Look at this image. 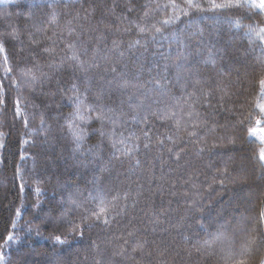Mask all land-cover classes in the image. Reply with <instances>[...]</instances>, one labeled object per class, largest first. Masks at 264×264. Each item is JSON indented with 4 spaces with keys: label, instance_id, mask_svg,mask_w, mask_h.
Wrapping results in <instances>:
<instances>
[{
    "label": "trees",
    "instance_id": "obj_1",
    "mask_svg": "<svg viewBox=\"0 0 264 264\" xmlns=\"http://www.w3.org/2000/svg\"><path fill=\"white\" fill-rule=\"evenodd\" d=\"M175 2L181 8H186L185 0ZM196 2L207 7L206 0ZM169 3L170 0H74V3L56 6L57 25L49 26L47 17L52 10L42 6L43 0H1L0 34L15 27L21 33L23 41H16L8 46L13 67L22 66V62L34 56L38 63L44 65L43 70L49 73V78L38 84L35 92L29 95V85L19 79L18 71L14 70L10 76L5 77L3 54H0V233L7 235L10 231L14 234V242L0 249L6 256L5 264H95L97 260H101L102 264H240L241 261L243 264H260L264 260V240L251 243L252 238L258 235L255 230L258 212L264 207L260 195L264 192V179L258 174L256 161L249 159L255 153L258 160L259 148L264 145L259 142H244L247 128L256 126L259 109H253L260 103L259 79L264 76V72L259 70V52L245 55L250 46L243 29L216 21L212 12H196L195 9L194 14L182 17L174 28L168 29L169 33L176 31L186 34L190 31V23L199 24L203 29V41L214 36L215 48L221 50L227 44L229 55L223 62L217 58L214 64H205L209 55L207 48L197 54V48H203L200 35L192 36L187 42V52L192 53L190 63L200 73L202 80L210 79L213 82L211 87L223 89V92H215L211 101L213 108L206 109L197 105L196 110L202 117L206 112L211 114L210 128L221 126L220 131H205L201 135L209 145H227L228 139H235L234 149L228 146L217 148L215 154H199L192 144H180L170 158L168 148L172 147L171 143H166L162 148L156 146L157 140L166 134V128L153 118L148 124L152 147L145 152L143 144L148 141L141 135L144 126L138 125L133 116L138 120L148 115V111L140 110L136 103L130 108L126 102L127 93L117 87L116 82L121 72L127 73L132 84L152 80L159 73L167 75L170 89L176 96H181L184 82L177 83L175 80V40L169 36L150 42L146 51L141 48L129 52L127 44L136 40L137 34L117 31L128 26L126 20L120 19L126 14L125 9L128 7L135 8L129 19L143 17L145 12H149L148 24L160 27L157 21L167 18L173 10L161 9L158 15L151 10L157 4ZM144 5L149 7H143ZM93 11L94 16H87ZM222 15L232 16L235 21L240 12H224ZM42 20L45 21L44 27L48 28L46 34L49 36L59 34L61 30L68 36L66 24L69 20H73L76 28L75 34L59 45L54 57L42 53L40 49L28 47V31L39 27L38 23L34 27V22ZM253 22L264 25V16L255 18ZM243 23L247 24L249 21L244 19ZM97 27L99 31L95 30ZM105 29L111 30L104 41L107 48L111 49L113 40H123L125 55L121 59L118 55L112 57L109 53L108 61L99 60V67L90 73L93 78L84 85L76 80L81 74L72 72L68 67L71 61L66 59L65 52L61 49L69 43L77 42V37H80L78 46L82 43L89 48L88 55L81 56L80 59L89 61L92 48L96 46V38ZM52 38L56 39V36ZM53 59L57 65L64 61L65 67L49 69L47 64ZM112 59H116L118 63L113 65ZM165 65L167 73L164 72ZM113 66L117 68L116 73L111 71ZM14 79L18 81L17 85L12 84ZM73 82L80 84V91L83 93L81 99L85 104L95 103L99 97L100 103H108L110 107L117 109L120 119L117 120L119 127L116 131L119 133L127 126L136 132L141 146L138 157L124 155L122 145H118L121 151L114 154L110 147L112 139L106 136L102 142L98 131L101 123L95 119L86 126L88 135L80 149H74L71 137L61 132V128L66 127L65 118L74 109V105L65 99L74 95L69 90ZM145 87L150 95H158L153 93L152 85ZM192 91L189 87L188 92ZM224 93L227 95L223 106H220V97ZM17 100L19 116L15 115L17 106L14 101ZM155 107L151 105L150 110H155ZM249 112H252L251 122H245L243 130L239 131L238 121L248 116ZM96 115L97 112L93 111L92 116ZM104 131L111 133L112 126L106 125ZM127 134L125 132V136ZM224 134H227V139H216ZM98 144L102 150L88 151ZM181 149H185V152L177 163L176 154ZM136 159L141 161L139 165H136ZM240 165H243V170L234 172L233 167L239 168ZM225 168L237 181L247 178L251 188L250 199L249 188L242 184L225 179V186L219 185L222 177L217 172ZM213 180L216 181L215 184ZM21 185H24L23 191ZM38 188L39 193L36 191ZM101 190L105 193L106 200L119 195L120 205L125 203L124 197L127 195V213L115 216L107 226L94 224L90 228L85 227L83 236L76 233L62 236L68 242L57 243L53 238L61 235L63 230L56 232L52 227L45 228L42 218L53 214L57 217L67 216L72 208V200L83 201L86 206ZM173 192L176 195H172ZM185 193L195 199L197 206L203 211L195 219L181 222V217L191 215L190 200H186ZM133 201H136L135 206ZM17 209L20 210V215H17ZM77 214L72 212V215ZM157 219L160 222L154 225L153 221ZM198 221L205 225L207 231L200 228ZM177 224H180L179 228L176 227ZM37 225L40 226L41 235L37 236L35 231H27L29 227L35 229ZM220 225L225 226L221 229L224 236L217 240L216 229ZM128 231L136 234L132 240L133 247L135 242L145 238L149 243L143 252L132 253L129 247L124 258L113 257V251H119L123 245V240L116 242L114 237L127 238ZM233 234L236 236L235 253L225 262L221 257L228 255L227 241ZM259 234L264 235V224L260 225ZM109 241L112 243L109 244ZM204 241H208V244L205 245ZM0 244H3L2 236ZM149 252L151 255H148Z\"/></svg>",
    "mask_w": 264,
    "mask_h": 264
},
{
    "label": "snow or ice",
    "instance_id": "obj_2",
    "mask_svg": "<svg viewBox=\"0 0 264 264\" xmlns=\"http://www.w3.org/2000/svg\"><path fill=\"white\" fill-rule=\"evenodd\" d=\"M74 3V0H43L42 6L46 9H51V13L47 17V24L49 26L57 25V11L56 6L59 4H69ZM186 8H181L175 0H170L169 4L159 5L157 4L155 8L151 11L154 14L159 13V10L163 9L167 11L171 8L173 11L167 18L157 21L160 24V27H156L155 24L149 25L148 18L150 13L145 12L143 17H136V19H129L132 16V13L135 11L134 7H128L125 9V15L120 19L122 21H127L128 26L123 29H117V31H122L126 34H131L135 32L137 34V39L134 41H130L127 44V50L129 52L133 50L144 49L147 50V46L150 42H157L158 39H165L169 36L175 40L177 44V53L176 60L174 62V67L176 69L175 80L177 83L183 81V88L181 96H176L175 92L172 91L168 84V77L166 74H157L152 80L145 81L144 83H136L132 84L128 80V75L126 72L119 73V80H117V87L121 89L123 92L127 93V103L131 108L133 103L137 104V108L142 111H148V115L141 117L140 119H136V116H133V119L136 120L138 125L142 124L144 126V130H142L141 135L148 143L143 144V149L145 152L152 147V138L149 135L150 129L148 128L149 120L156 119L159 121L165 128L166 134L162 135V137L157 140L156 146L163 147L166 143H171L172 147L168 148V152L170 154L175 151L180 144H192L196 147V150L199 154H203L208 152L210 154H215L217 148H227L228 146H232L233 149L235 147L236 141L235 139H228L227 145L212 143L208 144L206 138H203L201 133L208 131L215 133L220 131L221 126L216 125L214 127H209V119L210 113H205L202 117L200 112L197 111V105L202 108H213L212 99L214 97L215 92L220 91L223 92V89L211 87L213 83L210 79L202 80L200 73L197 72L192 64L190 63V59L192 57V53L187 52L188 49V41L192 36L200 35L201 42L203 43V48H197V54H201L204 48H207L209 55L205 64L208 62L215 63L217 58L221 59V62L224 61V58L229 55L227 44L224 48L217 49L215 48L216 37H209L207 41H203V29L200 28L199 24L188 25L190 31L186 34L183 32L172 31L169 33L168 29L174 28L178 21H181L182 17H189L193 13V9L196 12H212L215 14L214 18L216 21H223L225 23H229L234 26L236 29H243V34L247 37L249 43V50L245 53L248 55L250 52H259L260 56L257 58L259 62V70L264 72V25L255 24L253 21L255 18H259L264 16V0H206L207 7H203L196 0H185ZM143 7H149L148 5H144ZM243 10V11H240ZM224 12H240V16L233 21L232 16L222 15ZM70 14V13H67ZM95 12L88 13L87 16H94ZM106 15V14H105ZM87 18V17H86ZM75 18H73L74 20ZM247 19L249 23H243V20ZM73 20H69L66 24L68 36H65L64 31L61 30L59 34L53 33L52 36H56V39H53L52 36L47 35L48 28L44 27L45 21L34 22L35 24H39V27H35V30H29L27 33L28 37V47L40 49L42 53H46L49 55L55 56L56 50L60 44H63L66 39L75 34L76 28L73 26ZM151 29V31H150ZM92 31L93 29H89ZM99 31V27L95 29ZM110 29H105L101 32V35L96 38V46L92 48V57L91 60L85 61L81 60V56H87L89 52V48L83 46L82 43L79 44L80 37H77V42L69 43L62 48L61 51L65 52V56L67 60H70L71 63L68 67L71 68L72 72L80 73L81 76H77L76 80H79L80 83L87 85L90 80L93 78L90 73L96 70L99 67L97 63L99 60L103 59L105 61L109 60V53L112 57L123 58L125 55V51L123 50V40H113L111 49L107 48V45L104 43L106 40L107 34L110 32ZM83 33L81 32V36ZM39 37V38H38ZM143 40V42H142ZM16 41L21 40V33L17 28L13 27L10 31H5L0 34V54H3V72L5 77H8L12 74V72H19V79L24 80V82L29 85L28 93L31 95L35 92V88L38 84H42L45 79L49 78V73L45 72L44 65L38 63L35 57H30L28 61L22 62V66L13 67L12 62L10 60V52L8 46L13 44ZM47 45V46H43ZM103 45V46H101ZM163 55V54H161ZM167 59V57H165ZM111 63L113 65L117 64L118 61L116 59H112ZM47 67L52 69L53 67H65V62L61 61L59 65L56 64L55 59L51 60ZM167 65H165L164 72L167 73ZM255 70V66H254ZM113 73L117 72V68L113 66L111 68ZM195 81V82H193ZM17 80H12L13 85H17ZM145 85H152L153 93H158V95H150L149 91L145 87ZM204 85H208V87H204ZM260 92L258 93L261 99H264V76L259 79ZM191 87L193 89L192 92H188V88ZM74 95H69L65 99L74 105L73 112L69 114V117L65 118L66 127L61 128V132L69 135L72 140V144L75 150H79L82 143L84 142L88 133L86 132V126L93 119L99 120L101 123V128L98 130L99 134L102 138L108 136L112 139V143L110 145L113 153L121 151V148L118 145H122L124 149V155L126 156H139L141 151V146L139 144V137L136 136V132L129 127H124L119 133H117L116 129L119 127L117 124V120L120 117L117 115V109L110 107L108 103H100V98L98 97L95 103L85 104L84 100L81 99L83 93L80 91V84L73 82L71 84V88L69 89ZM85 92H87V87H85ZM224 95L220 97V106H223ZM148 101L149 103H145ZM17 106V111L15 112L16 116H19V101H14ZM151 105H155V110H150ZM259 109V119L255 120V125L247 128V134L244 136V142L246 144H252L259 142V144L264 145V103H258L255 105L253 111L255 109ZM96 111L97 115L95 117L92 116V112ZM138 115V113H137ZM252 112H249L248 116L244 119L238 121V130H243V125L245 122H251ZM79 123H76V121ZM44 123L43 116L41 117V124ZM127 125V122H124ZM25 124H27V120H25ZM215 124V122H213ZM106 125L112 126V132L107 133L104 131V127ZM189 128L191 129L189 131ZM97 131V130H94ZM125 132H127V136H125ZM118 137V138H117ZM217 140L223 141L227 139V134L216 137ZM94 150H102L101 145H94L92 148H89V152H93ZM185 149H181L180 152L176 154V161L179 162V159L184 154ZM249 159L256 161L258 174L264 179V146L259 148L258 160L256 158V154L253 153ZM141 161L136 159V165H139ZM243 170V165H240L239 168L233 167V171L239 173ZM19 168L17 169V174H19ZM217 175L222 177L219 180V185L221 187L225 186V179L231 180L233 183L242 184L245 188H249V199L251 197V188L247 182V178L240 179L237 181L234 177L231 176L228 169L225 168L222 171H218ZM155 182V181H153ZM102 183V182H101ZM216 181L213 180V184ZM175 187V185H173ZM195 188V185L193 186ZM209 187H212L211 185ZM24 185H21V191H23ZM38 193L40 189L36 190ZM109 190V194H110ZM198 192L199 190L196 189ZM163 194L161 190V195ZM172 195H176L175 192ZM261 202L264 203V192L260 193ZM105 193L103 190L97 196H93L91 201L87 202L85 206V202H78L77 200H72V208L69 210L67 216L60 215L57 217L55 214L49 215L47 217L42 218V223L45 228L52 227L53 231L61 232V235H56L53 239L59 244H65L68 241L62 236H67L70 233H76L80 236H83V229L85 227H92L95 225H104L107 226L111 222H113L115 216L125 215L127 213L128 204L127 201L129 197L126 195L124 197L125 203L123 205L118 204L120 200L119 195L112 196L111 200H106L104 198ZM186 200H190L189 211L191 213L190 216L181 217V222L186 219H195L198 213L202 214V209L197 206V201L192 197H189L187 193H185ZM63 203V201H61ZM136 201H133V206H135ZM75 211L78 214L72 215V212ZM17 215H20V210L17 209ZM158 215V214H157ZM79 221V222H77ZM159 220H154L153 224H159ZM13 222V226H14ZM131 223V221H130ZM201 229H205V225L198 221ZM264 224V207H262L257 215V225L256 231L258 235L253 237L251 243H257L260 240H264V235L259 234L260 225ZM177 228L180 227V224L176 225ZM224 225L218 226L216 229V239L219 240L224 233L221 231L224 228ZM40 226L37 225L35 229L29 227L27 229L28 232L35 231L36 235H41L39 230ZM79 230V231H78ZM155 231V227L153 228ZM136 234L132 231L127 232V238L124 237H114L116 242L123 240V245L121 246L119 251H113V257L124 258L127 249L131 247L132 253L143 252L145 246L149 243L145 238L143 241L135 242V246H132L133 237ZM0 236L3 237V244H0V249L10 246L14 242V234L13 232H8L7 235H3L0 233ZM188 239V237H185ZM109 244L112 241L108 242ZM155 243V241H153ZM204 244L207 245L208 241H204ZM235 244H236V236L235 234L227 241V253L228 255L222 256L221 259L225 262L230 258L231 255L235 253ZM151 255V252L148 253ZM6 256L5 253L0 251V264H5ZM95 264H102L101 260H97ZM243 264V261L240 262ZM260 264H264V260L260 261Z\"/></svg>",
    "mask_w": 264,
    "mask_h": 264
},
{
    "label": "rangeland",
    "instance_id": "obj_3",
    "mask_svg": "<svg viewBox=\"0 0 264 264\" xmlns=\"http://www.w3.org/2000/svg\"><path fill=\"white\" fill-rule=\"evenodd\" d=\"M0 2H1V0H0ZM260 103H264V99H261L260 98ZM260 118V116L258 115V118L257 119H259ZM261 126H264V124H262Z\"/></svg>",
    "mask_w": 264,
    "mask_h": 264
}]
</instances>
